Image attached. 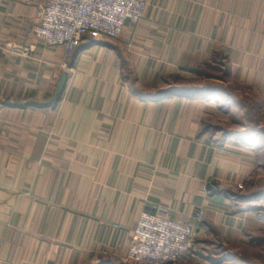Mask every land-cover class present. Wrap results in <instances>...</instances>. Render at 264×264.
Here are the masks:
<instances>
[{"label":"crops","instance_id":"obj_1","mask_svg":"<svg viewBox=\"0 0 264 264\" xmlns=\"http://www.w3.org/2000/svg\"><path fill=\"white\" fill-rule=\"evenodd\" d=\"M46 1L0 0V264H123L157 206L244 228L211 185L255 174L256 144L216 136L212 108L264 109V0H145L72 53L36 39Z\"/></svg>","mask_w":264,"mask_h":264},{"label":"built area","instance_id":"obj_2","mask_svg":"<svg viewBox=\"0 0 264 264\" xmlns=\"http://www.w3.org/2000/svg\"><path fill=\"white\" fill-rule=\"evenodd\" d=\"M146 10L145 0H47L36 8L34 34L46 45L72 53L85 38L120 39L128 23L143 22ZM13 50L19 48L13 46ZM29 51L25 49L24 55ZM196 221L198 228L186 220H172L169 210L162 206L143 213L124 262L178 264L187 260L195 235L204 230L203 211L196 215Z\"/></svg>","mask_w":264,"mask_h":264},{"label":"rangeland","instance_id":"obj_3","mask_svg":"<svg viewBox=\"0 0 264 264\" xmlns=\"http://www.w3.org/2000/svg\"><path fill=\"white\" fill-rule=\"evenodd\" d=\"M101 41L106 39L95 42ZM213 102L215 103L212 108L215 112L213 124L219 130V132L215 130V135L219 133L221 138L233 137L235 140L236 137H243L239 141L246 147H249L250 143H245V140L248 138L254 140L255 147L249 148H256V151L250 153H253L254 161L260 163L261 167H256L253 171L255 174H251L244 182L234 181L232 184L214 182L211 190L213 193L224 195L222 198L231 204L229 211L246 209L248 211L246 214H250L252 218L247 220L244 228L223 234L211 230L207 224L205 211L200 210L199 212L203 211L205 216L202 226L204 230L195 235L190 257L178 264H264V109L260 113L257 108L255 110L251 108L243 113L237 111L232 113L230 110L228 112L226 107L227 99L214 98ZM230 148L239 150L237 146ZM240 224H243V220ZM193 226L198 228V224ZM199 233L202 235L199 236ZM213 235L214 237H211ZM124 260L123 264H127Z\"/></svg>","mask_w":264,"mask_h":264}]
</instances>
